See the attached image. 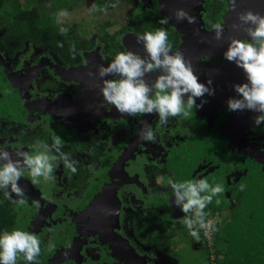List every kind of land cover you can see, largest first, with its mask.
Instances as JSON below:
<instances>
[{"label":"flooded vegetation","instance_id":"flooded-vegetation-1","mask_svg":"<svg viewBox=\"0 0 264 264\" xmlns=\"http://www.w3.org/2000/svg\"><path fill=\"white\" fill-rule=\"evenodd\" d=\"M70 1L74 3V0ZM105 1L111 3V0H94L97 7H105L103 5ZM120 3L121 0H119L118 5ZM137 3V10L129 14L126 23L122 27L112 34L104 33L99 36L100 45H97V47L92 48V44H90L88 48L76 51L74 62L71 65H61L52 57L54 68L47 67L46 61L42 57L45 54L41 52L40 54H30L28 58L22 61L18 59L22 58L21 56L13 59L23 65L16 73L11 74L8 71L6 65L8 60L6 59H3L5 65L0 66V95L3 97V99L0 98V141L14 139L12 142L14 145L5 146L13 154L17 151L32 154L35 151L33 145L36 141H42L51 147L59 140L61 151L68 153L70 158L77 162L75 173H70L64 168L62 162H57V167L53 173L54 180L41 181L36 184L31 182L27 169H25L24 175L17 181L22 189V196H17L9 189L11 198L6 199L0 192V202L6 203L10 212L15 215L11 229L20 228L39 237L41 241L40 253L43 254V261L39 264L47 262L66 264L65 256L70 258L72 264H112V254L109 251L111 242L101 239V235L104 234L105 230L103 229L105 223L102 221L101 214H98L99 220H94L95 214L99 213L101 209L98 206L89 205L88 199L92 197L95 200L99 198V200H102L103 194L107 193V188L114 184H117L116 199L118 200V208L116 224H112L111 228L115 233L126 239L134 253L144 258L146 264H154L156 257L153 254L164 256L167 258L163 259L166 262L171 263L173 261L174 264H179L180 261L164 251L152 249L153 245L145 247L138 240L137 225L139 222L144 221L151 225L158 222L163 227L166 233L169 234L166 239L163 237V242L166 243L168 239H175L177 248L183 247L192 250L194 253L198 252V256L193 260H189L188 264H200V255H208L211 262H217L218 260L217 253H213L212 250L215 240L206 230L204 232L199 231V235L203 233L204 236L201 244L195 246L191 243L188 229L182 223V219L186 214L181 212L179 207L173 203V191H171L172 189L168 190L170 189L167 181L169 179L181 181L184 177L190 179L197 177V175L200 178L202 160L206 158L208 153L204 154L203 157L201 148L197 146L198 144L190 142V149L180 148L182 160L170 165V171L168 170V164L175 162V154L172 160L169 158L163 160L164 164L168 163L164 165V168L160 166L162 165L160 163H158L157 168L154 167L155 162L151 164L152 168L148 166L140 167L146 156L137 154L139 152L136 151L137 144L141 140L139 139V132L143 127V122H148V118L154 113L146 114L141 121L140 128H136L137 130L130 135L131 127L137 125L135 119L119 118L122 113L117 112L111 106L83 109L78 115L85 121L80 123L74 119L80 109L74 106L77 104L79 97L71 104L63 103L64 106H53L51 104L42 106V97L38 98L32 94L29 97L28 95L14 97L10 94L12 89L9 84L12 79L14 80L13 84H15V81L17 82V89L21 90L24 84L30 85L34 79H37L43 68L49 71L48 75L57 83L66 86L69 84L78 85L79 96L82 95L81 91L84 88L100 94L97 85L101 78L95 75L97 66L106 65L118 51L128 50L140 56H145L143 43L138 42L137 35L156 28H163L168 32L173 51L179 50L192 63L200 82L205 77L209 78L215 75V73H212L216 71L214 66L227 70L234 64L224 59L222 55L229 38H246L243 27L236 29L225 27L221 39L216 40L213 38L211 24L221 22L226 26L239 25L240 22L237 20L236 14L245 10L264 15V0H237L235 9H233L229 0H137ZM178 8H183L190 15L195 16V23H187L183 20L177 21L173 13ZM111 9L114 8L106 7V11ZM162 17H167L168 22L166 24L160 23ZM107 38L112 39L110 43L115 44L113 48L108 46L109 41L106 40ZM88 50H91V52L89 54L85 53ZM79 52H82V59L78 62ZM39 58L42 59H40L41 64H37L35 68L30 70L28 62L36 63ZM89 72L92 75H89ZM240 73V71L233 70L231 75L239 81H244L245 78ZM104 78H115V76ZM231 81L233 82L232 78ZM25 89L28 91L27 87ZM65 89H68V87ZM96 94L97 98L98 95ZM3 95L7 96L6 99ZM205 95L202 98H197V103H200L201 99L206 101L200 108L188 111L186 115H178H181L180 117L189 116L185 117L186 122L194 124L197 135L201 131V125L207 123L208 126H211L210 122L214 123L219 115L224 122L223 117L227 111L226 100L228 98L223 100L222 96L219 97L217 93L211 96L206 95V97ZM10 96H13L15 101L11 100ZM111 114H115L117 119H111L107 116ZM257 114L249 110L236 111L231 129L221 133L223 139L221 146L211 152V156H218L226 168L221 179L223 189L231 188L230 186L234 184L232 182L238 174L244 176L243 186L247 192H245L247 195L246 209L240 213V224L234 230L236 248L233 255L234 258L246 261L248 264H256L250 243V233L256 204L264 194V124L253 126L251 123L252 118ZM198 117L199 122L196 120ZM174 120L176 121V118ZM178 121L175 123L182 124L181 119ZM186 126L184 125V127ZM210 129L212 128L210 127ZM221 130L222 128L216 127L212 132L217 135ZM183 131H187V129ZM181 133L182 131H179L180 135ZM157 134L158 136L162 135L166 141L167 139L170 142L173 140L170 135L169 124H165L162 129L157 131ZM198 141H201V139ZM205 141L210 142V147H214L213 144L217 145V140L211 141L209 139L208 141L206 139ZM53 154H55L54 150ZM14 158H16L15 155ZM168 159L170 162H168ZM187 163L189 164L188 168H186ZM161 171L166 174L162 182L166 195L159 191L151 196L149 194L154 193L155 189L152 187L148 192V187L150 185L155 186V176L158 174L160 177L162 175ZM217 180L218 178L213 183H218ZM114 181L117 183H114ZM126 187L134 188L136 193L139 194L138 196L142 197L146 210L151 212L150 215L144 216L140 210H135L128 216H122L128 202L124 197ZM237 190L239 194L235 198H241L243 188L240 186ZM253 193L257 195V200L252 196ZM167 194L170 195L167 196ZM225 195V190L217 194L215 196L216 202H221ZM143 196L148 197V199H143ZM20 198L25 201L23 205L15 203ZM249 209L252 216L248 232V244L253 254V260L246 255L244 258L239 256L240 242L236 235L238 230L241 229ZM166 221L174 224V226L171 229L165 228ZM183 230L186 231V236L183 235ZM49 244L55 246L50 248ZM174 247L171 249H175ZM87 250L92 254L87 255ZM74 251H76L75 254Z\"/></svg>","mask_w":264,"mask_h":264},{"label":"clouds","instance_id":"clouds-1","mask_svg":"<svg viewBox=\"0 0 264 264\" xmlns=\"http://www.w3.org/2000/svg\"><path fill=\"white\" fill-rule=\"evenodd\" d=\"M236 2L237 0H229L233 9ZM118 3L119 0H111L109 6L115 8ZM88 11L103 12L106 7L98 8L93 4ZM55 15L58 18L56 23L60 25L58 31L61 34L67 33L68 29L63 26L62 18L68 15V11L59 9ZM236 15L239 25L226 26L221 22L211 24L213 38L216 40L221 39L225 27H243L246 34V38H229L222 53L224 59L238 66L245 76V82L232 85L236 95L226 100V108L229 111L249 110L258 113L251 123L253 126H260L264 124V15L251 10L237 12ZM173 16L177 21H196V17L183 8L176 9ZM167 22V17L160 20L162 24ZM137 40L143 43L145 56L128 50L118 51L106 65L97 66L95 75L101 78L97 86L104 103L129 116L156 113L163 125L167 124L169 117L186 115L188 111L198 109L206 102L201 99L197 103V98L214 94L212 80L199 82L192 63L179 50L173 51L165 29L145 31L137 35ZM57 46L63 45L58 41ZM74 47L73 45L72 48ZM89 75L92 73L89 72ZM106 76L115 78H104ZM139 139H155L154 131L147 122H143ZM59 145V140L51 147L42 141H36L32 154L19 151L13 154L0 143V192L3 197L11 198L9 189L17 196H22V189L17 181L24 175L25 169L33 184L54 180L57 162H62L64 168L75 173L77 162L68 153L61 151ZM168 184L173 190V203L186 214L182 223L190 236L199 239L201 229L216 230L214 221L205 219V209L213 197L223 192L221 184H210L204 178L183 181L169 179ZM15 203L23 205L25 201L20 198ZM112 211L109 210L110 213ZM54 246L49 244L50 248ZM40 252L41 241L37 235L20 228L0 231V264H16L21 254L24 261L33 264Z\"/></svg>","mask_w":264,"mask_h":264},{"label":"rangeland","instance_id":"rangeland-1","mask_svg":"<svg viewBox=\"0 0 264 264\" xmlns=\"http://www.w3.org/2000/svg\"><path fill=\"white\" fill-rule=\"evenodd\" d=\"M19 2L21 3V5H25L26 0H19ZM93 4H95L94 0H74L75 7L71 11L68 12V15L66 17L62 18L63 26L67 27V29L69 28L73 29L76 32V34L79 36L78 39L83 41L84 43L92 44L91 46L92 48H95L97 47V45H100V42L98 40L99 36H101L104 33L112 34L113 32H115V30L122 27L126 23V20L129 14L132 13V11L135 12L138 8L137 0H121V3L114 9L103 11V12L96 11V12L90 13L88 9ZM45 8L48 11V13L52 12L51 11L52 6L50 3ZM53 13L56 14L55 11ZM55 19L56 21L58 19L56 15H55ZM41 52L45 54V56H42V57L43 59H45L47 67L54 68L52 54H50V52L45 51V50H42ZM90 52L91 50H88L85 53L89 54ZM81 54L82 52H79L78 54L79 57H77L78 62L79 60L82 59ZM18 59L20 60L21 58H18ZM40 59L41 58H39L36 61V63L28 62L29 69L31 70L35 68L37 64L40 65L41 64L40 62L42 60ZM17 62L18 61L8 60V63L6 65H7L8 71H10L11 74L18 72L21 66H23ZM214 68L216 71L212 73H215V75H212L209 78L205 77L200 82H205L207 79H211L212 80L211 86L214 89V93H217L219 97L222 96L223 100L226 98L235 96L236 93L234 89L232 88V85L238 82H245V80L239 81L233 78V76L231 75V72L233 70L240 71L242 73L241 76L245 78L243 71L238 66H235V64H232L230 68L227 70H225L222 67L216 68L214 66ZM48 72L49 71L46 68L41 69L39 77L37 79H34L32 83H30V85L24 84L21 90L17 89L18 88V86L16 85L17 82L15 81V84H13L14 80L12 79V82L9 84V87L12 89L10 91V94L13 95L14 97L26 96V95H28L29 97L31 96V94L38 98L42 97L43 99L42 106H48L50 104L53 106H64L63 103L67 102L71 104L72 101L74 100L76 101L79 97L77 104H75L74 106H77V108H80V109L77 111L76 118L74 119L80 123H84L85 121L82 119V117H79L78 115L80 111H82L83 109H93V108H99V107L105 108V106H110L107 103H104L102 101L101 95L98 94L97 92L96 94L93 90H86V88H84V90L81 91L82 95L79 96L78 85L76 86V85L69 84L66 86L65 84L57 83L55 80L52 79V77L48 75ZM231 78L233 82L231 81ZM26 87L28 88V91H26L25 89ZM66 87H68V89H65ZM95 94L98 95L97 98ZM13 96H10V98L11 100L15 101ZM6 97L7 96H4V99H6ZM0 98L3 99L1 95H0ZM94 101H95V104H93ZM101 104L102 106H100ZM88 106H94V107H88ZM235 113L236 111L227 110L226 114L223 117L224 122L220 119V115H219L217 116V120H215L214 123L210 122L211 126H208L207 123L201 125V131L198 135H197L196 127L194 126V124L186 122L187 119L185 117H189V116L184 115L183 117H180L181 115L180 116L177 115L176 117H169L167 124H169L170 135L173 137V140L171 142L169 141V139H167L166 141L162 135L158 136L157 131L162 129L165 124L162 125L158 119V115L154 113L152 116L148 118L147 123L152 127L154 131L155 139L153 141L140 140V142L137 144L136 151L139 152L137 154H144V156H146L144 158V161L142 160L140 167L148 166L149 168H152L151 164L155 162L154 167L156 166L157 168V166H159L158 163H160L162 164L160 166L164 168V165L168 163L164 164L163 160L166 158H169L170 160H172L175 154V159H174L175 162H171L170 164H168V170L170 171V165H173V163H177L182 160L181 159L182 153L180 152V148L184 147L185 149H188L189 143L193 142L192 144H194L195 142L196 145L198 144L197 145L198 148L199 147L201 148L203 157H204V154L208 153L206 158L202 160L200 178L207 179L210 184H214L213 182H215L216 179L218 178L217 182L223 186L221 179L223 178V174L226 168L218 156H211V152H213V149H217L219 148V146H221V142L223 140L221 138V135H222L221 133H225V131H229L231 129V125L235 118ZM145 115L146 114H136L134 116H129L127 114H122L119 118H122V119L134 118L135 119L137 125L131 127V131L129 133L131 135L135 132V130L140 128L141 121L143 120ZM107 116L111 119H117L115 114H111ZM175 118H176V121L174 120ZM179 119H181L182 124L175 123ZM196 120L199 122L200 121L199 117L196 118ZM184 125H187V126L184 127ZM210 127L212 129H210ZM216 127L222 128L221 132H218L217 134L219 136H217L215 133L212 132V130H214ZM184 129L185 130L187 129V131H183ZM13 130L14 129L12 128V131ZM179 131H182L181 135L179 134ZM183 134H185L186 136ZM199 139H201V141H198ZM206 139H208V141L209 139H211V141L217 140L216 141L217 145L215 146V144H213L214 147H210L211 144L210 142L208 143L207 141H205ZM13 141L14 139H11V140L5 139L3 142L0 141V143L9 147V145H12V144L14 145V143H12ZM169 159H168V162H170ZM188 167H189V164L187 163L186 168ZM163 172L164 171H161L162 175L160 177L158 176V174L155 176V180H154L155 186L150 185L148 187V192H150L152 187H154L155 189L154 193H151L149 195L152 196L156 192H159V191L162 194L166 195V191H164L165 187L162 185V182L166 174H164ZM170 176L172 177L171 174ZM184 178L181 181L186 180V178L185 179ZM193 178H199V176L197 175V177H192L190 179H193ZM243 179H244V176L242 174H238L232 182L234 184L230 186L232 190L229 187H227L226 189L224 188V190L226 191V195L223 198V200L221 199V202L217 203L215 200V197H213V200L206 206L205 212L207 213V215L205 219L213 220L215 223V227H216L215 231H207L210 234V236H213L212 238L215 240V244L212 250H213V253L215 252L217 253L216 256L218 258L217 262L210 261V264H248L246 261H242V260H238L234 258V255H233V251L236 248L234 230L237 229L240 224V221H241L240 213L246 209L245 203H246L247 195L245 194L246 189L243 186V183H244ZM240 186L241 187L243 186L242 187L243 196L241 198L240 197L235 198V196L239 194L237 189H239ZM168 190H171V186H170V189ZM124 194H125L124 197L126 198V200H128V202L126 204V208L122 216H128L131 212L135 210H140L141 213L144 214V216H148L151 214V212L146 210V205L144 201L142 200V197L138 196L139 194L136 193L134 188L126 187L124 189ZM168 195L170 194H167V196ZM256 196L257 195L255 194L254 198H257ZM143 199H148V197L143 196ZM38 221H41V220H38ZM165 223H166L165 228L167 229H171L174 226V224L172 223L170 224L167 221ZM204 231L205 230L201 229V232H204ZM202 234L203 233L199 235V239H194L192 236H190L191 243L194 244L195 246L196 244L198 245L201 244L204 238ZM178 248L175 247V249H178ZM183 252L184 254H187V252L185 251ZM86 254L91 255L92 252L87 250ZM153 255L156 257L154 259V264H174L173 261H171V263L164 261L163 259H167V258H165L162 255H158V254H153ZM192 257L194 259L196 257V254L192 253ZM64 260H67L66 264H72L68 256H65ZM189 260H190L189 258H184L182 261H184V264H188ZM25 262L26 261L22 259V254L21 256H18L16 264H24ZM44 264H59V263L47 262Z\"/></svg>","mask_w":264,"mask_h":264},{"label":"trees","instance_id":"trees-1","mask_svg":"<svg viewBox=\"0 0 264 264\" xmlns=\"http://www.w3.org/2000/svg\"><path fill=\"white\" fill-rule=\"evenodd\" d=\"M51 4V13H48L45 7ZM105 7L110 3H103ZM74 3L70 0H26L25 5H21L19 0H0V66H4L3 59L13 60L21 56V61L28 58L30 54H40L42 50L50 52L54 59L61 65H71L74 62L76 51H81L90 46V43H84L78 39L76 32L69 28L67 33L61 34L58 31L55 14L59 9H66L68 12L74 8ZM108 46L113 48L115 44L111 38H107ZM62 43V47L57 46V42ZM75 46L74 49L72 46ZM254 196V193L252 194ZM254 199V198H253ZM257 200V198L255 199ZM252 213L250 209L245 215L243 225L237 232V238L240 242L238 254L241 258L249 256L253 260V254L248 244V232L251 225ZM14 213L10 212L6 203L0 202V231H11V225L14 221ZM154 225L148 224L147 221L139 222L136 233L138 240L145 245H153L152 249H159L172 255L184 264V258L193 260L192 253L198 256L190 249L178 248L171 249L175 245V239H166L169 234L154 222ZM183 230V235L187 233ZM174 247V248H175ZM187 254H184V252ZM195 257V258H196ZM200 264H209V256H202ZM194 258V259H195ZM43 261V254L40 253L37 261L33 264H39ZM28 264V263H27ZM76 264V263H73Z\"/></svg>","mask_w":264,"mask_h":264},{"label":"water","instance_id":"water-1","mask_svg":"<svg viewBox=\"0 0 264 264\" xmlns=\"http://www.w3.org/2000/svg\"><path fill=\"white\" fill-rule=\"evenodd\" d=\"M114 183L117 182L114 181ZM116 190L117 184H114L107 188V193L103 194V197L101 196L103 198L102 200H99L100 198L95 200L92 199V197L88 199L89 205H94V207L98 206L101 209L99 213L95 214L94 220H99L100 217L98 214H101L102 221L106 224H104L103 229L105 230L104 234L101 235V239L111 242L109 251L110 254H112V264L115 262L117 264H146L144 258L134 253L126 239L115 233L111 228L112 224H116L115 220L118 208ZM109 210L113 211L110 213ZM250 243L253 248L256 264H264V194L256 204L252 216ZM75 252L76 251H74V254Z\"/></svg>","mask_w":264,"mask_h":264}]
</instances>
